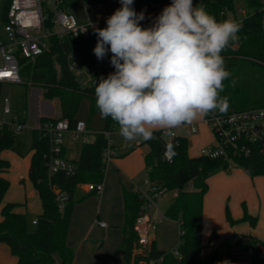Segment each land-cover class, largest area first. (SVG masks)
Masks as SVG:
<instances>
[{"label":"trees","instance_id":"1","mask_svg":"<svg viewBox=\"0 0 264 264\" xmlns=\"http://www.w3.org/2000/svg\"><path fill=\"white\" fill-rule=\"evenodd\" d=\"M238 1L202 0L206 10L218 20L228 19L227 12H233ZM243 1L246 16L242 20L233 18L243 25L239 34L240 41L222 53L232 76L224 81L225 88L221 96L229 98L230 106L225 113L211 114L204 118L205 121L236 111L264 107V0ZM200 2L201 0H194V4ZM114 3L120 5L119 1ZM170 3L171 0H134L133 7L137 13L144 12L145 19L141 21V25L149 27L156 17L154 6L159 4L166 7ZM61 6L71 10L77 5L74 0H62ZM89 9L95 13L93 6ZM47 25L52 26L50 20ZM104 27L106 23L97 28ZM94 29L90 28L87 37H51L48 51L34 60H20L23 84L41 88L46 100L57 99L61 115L57 118L42 117L40 126L33 129L29 179L42 206V213L37 216L36 228L30 231L29 215L16 211L20 203H5L1 209L0 242L8 245L17 264H72L74 250L67 245V236L74 206L84 198H76L78 186L103 182L106 168L103 151L107 146L104 132L119 129L111 118H104L103 129L94 132L93 141L81 146L77 161L78 173L74 177H66L64 174L49 176L46 155L50 144L43 128L47 122L63 119H67L72 128L75 127L84 98L90 101L89 119L99 114L95 106L94 89L97 80L106 77L114 69L109 63L111 53L103 60H97L93 52L97 43ZM72 51L79 53L88 78L77 77L69 70L68 54ZM16 143V134L11 128L8 125L0 127V203L10 187V181L3 176L9 170L10 163L1 157V153L15 150ZM144 143L149 146V152L145 156L148 179L158 186L176 191L166 216L179 226L178 242L171 250H165L159 248L155 241L146 254L134 255L137 241L134 225L141 200L138 193L125 192L124 240L121 244L124 264H234L249 251L253 252L252 264H264V243L254 237H241V241L234 233L205 256L203 252L206 246L202 238L204 197L209 189L210 176L220 169L229 170L232 166L243 168L251 176L264 175V156L253 150L247 156L235 155L230 151L228 158L205 154L190 157L187 138L176 136L167 139L162 136V130L154 131L153 139ZM167 149L173 154L171 161L164 158ZM190 183L193 190H184ZM53 186L69 195V201L63 210L58 207ZM227 217L232 225L238 222L232 219L229 210ZM240 221H247L255 226L257 219L245 210ZM216 237V232H213L211 239ZM221 247L227 250L225 256L220 253ZM176 251L178 255L175 254Z\"/></svg>","mask_w":264,"mask_h":264},{"label":"clouds","instance_id":"2","mask_svg":"<svg viewBox=\"0 0 264 264\" xmlns=\"http://www.w3.org/2000/svg\"><path fill=\"white\" fill-rule=\"evenodd\" d=\"M119 3L106 27L94 29L93 52L97 60L111 53L114 69L97 80L94 93L99 114L118 125L124 141L151 140L156 129L172 135L197 119L225 113L230 103L221 93L232 73L222 53L240 41L242 23L218 20L202 0H171L144 27V12L135 11L134 0Z\"/></svg>","mask_w":264,"mask_h":264},{"label":"built area","instance_id":"3","mask_svg":"<svg viewBox=\"0 0 264 264\" xmlns=\"http://www.w3.org/2000/svg\"><path fill=\"white\" fill-rule=\"evenodd\" d=\"M118 0H114L113 3ZM62 0H7L3 11V28L0 30V85L23 84L21 77L22 58L34 60L37 56L50 49V38H80L89 35L90 28H97L106 23L111 14L101 17L99 22H92L88 17L86 21H79L74 13L61 6ZM86 11L88 6L84 4ZM164 7L154 6V14L158 16ZM51 21L52 26L47 25ZM69 70L77 77L85 76L88 72L81 63L77 51L68 54ZM12 113L11 98L6 97L0 106V127L8 125L14 134L24 129V121L21 118H7ZM212 129L217 146L203 150V154L210 157L232 154L247 156L253 150L264 156V107L246 109L232 112L226 115L214 117L206 121ZM40 126V125H39ZM49 138L50 150L46 155V166L49 176L64 174L66 177H74L78 173V165L64 156L67 135L72 134L73 140L88 143L90 130L87 123L79 120L75 127H71L67 119L57 122H47L43 125ZM195 132L196 129L193 128ZM107 146L103 151V160L107 164L118 155V147L112 132H104ZM162 136L170 139L176 137L169 135L167 130H162ZM164 158L171 161L173 154L170 149L164 152ZM145 191L139 192L141 205L136 218L134 230L137 234L134 255H144L157 240L160 225L167 218L160 209V204L170 191L166 187L152 183L148 178L144 181ZM87 190L100 194L103 191V183L86 184ZM58 207L63 210L69 201L67 192L52 187ZM37 224V220H33ZM101 223V226H105ZM178 255L177 251L175 252ZM253 252L249 251L238 260L240 264H252ZM235 263V262H234ZM151 264H156L151 262Z\"/></svg>","mask_w":264,"mask_h":264},{"label":"crops","instance_id":"4","mask_svg":"<svg viewBox=\"0 0 264 264\" xmlns=\"http://www.w3.org/2000/svg\"><path fill=\"white\" fill-rule=\"evenodd\" d=\"M239 2L242 3V6L237 7ZM89 7L90 6H88V10L90 11ZM73 9H75V7ZM96 12L97 10L95 8V13L93 14H96ZM246 13L247 11L244 7V1L239 0L236 4L235 10L233 12L231 11L227 12V18L228 19L236 18L242 20L246 16ZM88 17L90 18L89 15ZM85 100L88 101L87 109L84 113V116H81L80 111L82 104ZM54 104L59 108V113H57L56 115L54 114L55 112ZM82 104L78 113V119L83 120L87 123L88 129L91 132L89 137V142H91L94 139V135H93L94 132L103 129L104 118H102L100 114H97L92 119H89V107H90L89 99L84 98L82 100ZM31 113L34 116V118L38 120L40 125V121L42 117L57 118L61 115L60 103L57 99H54V101L52 100L50 101L44 99V97H42L40 100L37 99L36 97L35 99L34 97H31ZM19 118H21L25 123V120L21 116ZM185 126L194 134L198 132L194 124L191 125L187 124ZM193 128L196 129L195 132L193 131ZM174 134L179 137H185L189 140V138L186 137L184 133H182L181 131L176 132L174 130ZM112 138H114V140L116 141L118 147V155L114 160L106 164L105 174L102 182L103 183L102 193L96 194L95 192H90L87 190L86 184H81L78 186L75 195L77 199L83 197L84 198L79 202H77L74 206L70 221V228L67 236V245L74 250V259L72 264H124V259L121 251V244L124 240L123 227L125 223V211H126L124 193L125 192L139 193L146 190L143 181L148 178L145 156L149 152V146L145 144L144 143L145 141L142 139L136 140L134 142L124 141V139L119 135V129H116L112 132ZM82 145H83L82 142L73 140L72 134L69 133L67 135L66 145L64 147V156L70 161L77 163L80 157ZM5 151L1 153V157L9 162L8 159L4 158L3 153ZM32 153L33 151L31 148V150L29 151V153L26 155L25 158L27 160L29 159L28 179H29L30 159ZM10 168H11V164H10ZM10 168L6 173L3 174V176L8 180L9 178L7 175L10 172ZM216 173L218 174V171ZM212 175L208 179V185L209 183H211V180L213 179ZM230 176L232 178L234 185L238 186L239 184H242V186H244L246 190L252 188L257 194L260 195L259 192L263 188L264 184L262 183L263 184L262 185L261 182L258 180V178H255V176H251L243 168L237 167L236 170H234V174ZM192 190H193V186L192 189L186 191H192ZM9 196L10 194L6 193L3 202L0 203V221L2 220L1 209L5 203H9V202L20 203L13 201V200H19L18 198L14 199ZM205 197H204V207H203V225L206 214ZM254 202L255 204L257 202H259V204H262V211H263L264 199L262 200L261 203L260 197H255ZM20 204H21L20 206L24 205L25 208L22 210L20 209L18 210L17 208L16 211L21 213H27L28 212L27 203L25 202ZM252 204L253 207L252 209L250 208L249 211L252 214H256V213L259 214L260 217L261 206L257 208V206H255L254 203ZM41 213H42V206H41V212L38 215H40ZM33 220H37V217L31 218L30 221L32 225L36 226V224H33ZM168 220L171 219L168 218ZM102 222L105 223L106 225L101 226ZM255 226L253 227L255 228ZM244 232L247 231L244 230ZM252 234L255 235H251V234L250 235L237 234V235L240 238L246 236L254 237L264 243V238L261 237L258 233L254 232ZM202 238H203V232H202ZM207 254H204L203 252L204 256ZM0 264H17V259L15 256L12 255L8 245L1 242H0Z\"/></svg>","mask_w":264,"mask_h":264},{"label":"rangeland","instance_id":"5","mask_svg":"<svg viewBox=\"0 0 264 264\" xmlns=\"http://www.w3.org/2000/svg\"><path fill=\"white\" fill-rule=\"evenodd\" d=\"M6 1L7 0H0V30L3 28V11L5 9ZM113 1L114 0H74L77 6L70 11L74 13L79 21H86L88 13L92 22H99L103 15L112 14L120 7L119 4H115ZM84 4L87 6H94L97 10L96 14L91 13L89 10L86 11L87 8L85 9ZM238 6H242V3L239 2L237 7ZM6 97L11 98L12 101V113L7 119L10 120L11 118H18L21 116L25 120L23 131L16 134V149L7 150L3 153L4 158L8 159L11 164L10 172L7 175L11 184L8 189L9 192L7 193L10 194L9 197L19 199L13 201L27 203V214L31 219L37 217L41 212V204L33 185L28 179L29 159L27 160L25 158L32 148L33 129L37 128L39 125L38 120L35 119L31 113V97H34V99L36 97L40 100L43 97V90L39 87L26 86L25 84H2L0 89V106ZM87 102L88 101L85 100L82 104L80 111L81 116H84L87 109ZM54 111L55 115L59 113V108L58 106H55V104ZM191 124H194L196 127L198 131L196 134L187 129L185 125L175 129L176 132L181 131L189 138V155L191 157L201 156L203 150H208L217 146L215 135L203 118L197 119ZM157 130L164 129H156L154 131ZM163 137L167 138V136ZM236 168L237 166H232L229 170H218V174L216 173L217 175H212L213 179L211 180V183H209V191L205 197L206 214L203 225V243L206 246L204 254L212 252L213 249L224 242L229 235L234 233L241 235H255L252 233L256 232L264 238V208L262 211V204H259V202L255 204L256 201L254 202L255 197H260L261 203L264 199V175L255 176L261 184L263 183V188L259 192V195L252 188L246 190L242 184H239L238 186L233 184L230 175L234 174ZM190 189H192L191 183L184 187V190ZM175 196V190H170L166 194L160 204V209L163 213L166 214ZM252 203H254L257 208L261 206L260 217L259 214H252L249 211V209H252L253 207ZM24 208L25 206L22 205L18 207V210ZM227 210H229L232 219L238 221L236 224L232 225L229 222ZM245 210L249 214L251 213L253 217L257 218V225L255 228L247 221H240L244 216ZM35 228L36 226L30 223L29 230L33 231ZM244 230L247 232H244ZM213 232H216L218 236L215 239H211ZM178 234V224L175 221L166 218L160 225L155 243L161 249L171 250L177 245ZM239 240L243 241L242 238ZM220 253L222 256H225L227 253L226 248L221 247ZM234 264L240 263L235 261Z\"/></svg>","mask_w":264,"mask_h":264}]
</instances>
